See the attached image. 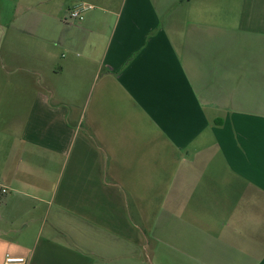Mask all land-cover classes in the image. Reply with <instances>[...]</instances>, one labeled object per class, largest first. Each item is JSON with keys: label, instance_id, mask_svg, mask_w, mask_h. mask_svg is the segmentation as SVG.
Instances as JSON below:
<instances>
[{"label": "crops", "instance_id": "obj_1", "mask_svg": "<svg viewBox=\"0 0 264 264\" xmlns=\"http://www.w3.org/2000/svg\"><path fill=\"white\" fill-rule=\"evenodd\" d=\"M149 245L264 264V0H0V264Z\"/></svg>", "mask_w": 264, "mask_h": 264}, {"label": "built area", "instance_id": "obj_2", "mask_svg": "<svg viewBox=\"0 0 264 264\" xmlns=\"http://www.w3.org/2000/svg\"><path fill=\"white\" fill-rule=\"evenodd\" d=\"M90 6L85 3H79L70 9L68 13L69 20L81 21L83 19L84 12ZM67 20V19H66ZM6 190H2L5 192ZM3 264H28V260L22 256H10L6 255Z\"/></svg>", "mask_w": 264, "mask_h": 264}, {"label": "rangeland", "instance_id": "obj_3", "mask_svg": "<svg viewBox=\"0 0 264 264\" xmlns=\"http://www.w3.org/2000/svg\"><path fill=\"white\" fill-rule=\"evenodd\" d=\"M129 254L128 264H154L151 258L153 255L151 245L146 246L144 249L129 246Z\"/></svg>", "mask_w": 264, "mask_h": 264}]
</instances>
